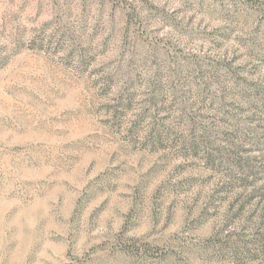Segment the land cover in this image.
Segmentation results:
<instances>
[{"label": "rangeland", "instance_id": "rangeland-1", "mask_svg": "<svg viewBox=\"0 0 264 264\" xmlns=\"http://www.w3.org/2000/svg\"><path fill=\"white\" fill-rule=\"evenodd\" d=\"M0 264H264V0H0Z\"/></svg>", "mask_w": 264, "mask_h": 264}]
</instances>
